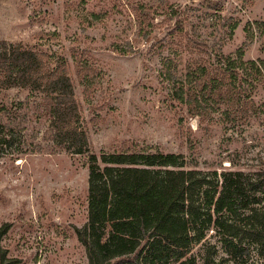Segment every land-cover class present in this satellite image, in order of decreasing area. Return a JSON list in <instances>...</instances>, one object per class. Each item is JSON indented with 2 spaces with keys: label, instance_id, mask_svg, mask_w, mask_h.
<instances>
[{
  "label": "rangeland",
  "instance_id": "rangeland-1",
  "mask_svg": "<svg viewBox=\"0 0 264 264\" xmlns=\"http://www.w3.org/2000/svg\"><path fill=\"white\" fill-rule=\"evenodd\" d=\"M262 26L264 0H0V41L65 66L88 137L81 150L60 139L56 95L0 86V264H89L77 231L89 219L91 155L174 153L219 176L264 169V83L213 82L220 52L264 59ZM205 242L190 253L199 263Z\"/></svg>",
  "mask_w": 264,
  "mask_h": 264
},
{
  "label": "trees",
  "instance_id": "trees-1",
  "mask_svg": "<svg viewBox=\"0 0 264 264\" xmlns=\"http://www.w3.org/2000/svg\"><path fill=\"white\" fill-rule=\"evenodd\" d=\"M229 27L233 33L238 24ZM260 29L264 34V26ZM218 55L223 77L213 82L255 88L264 83V59L245 60L243 47L235 56ZM198 73L187 72V82ZM0 86L56 95L55 132L69 149L87 145L64 65L22 44L0 41ZM174 89L185 101L184 86ZM3 127L0 122L2 144L8 140ZM125 160L128 171L120 167ZM89 165V219L77 231L89 264H264V169L230 168L219 176L187 169L184 157L174 153L91 155ZM203 241L199 263L190 253ZM219 244L227 258L218 260ZM252 252L258 256L253 263Z\"/></svg>",
  "mask_w": 264,
  "mask_h": 264
}]
</instances>
